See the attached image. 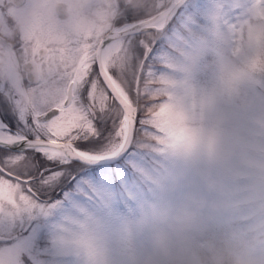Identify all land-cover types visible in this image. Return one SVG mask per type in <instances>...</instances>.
Here are the masks:
<instances>
[{
	"label": "clouds",
	"instance_id": "1",
	"mask_svg": "<svg viewBox=\"0 0 264 264\" xmlns=\"http://www.w3.org/2000/svg\"><path fill=\"white\" fill-rule=\"evenodd\" d=\"M167 7L165 0H0V85L4 86L0 95L15 89L21 106L48 110L59 98L66 64L58 50L78 38L108 33L128 10L144 12L152 20ZM207 20L226 65L219 83L185 106L169 91L174 81L159 75L154 77L157 86L151 95L163 97L162 102L170 105L172 127H186L193 136L190 146L178 147L173 154L188 157L201 149L209 158L229 165V178L234 183L243 181L241 186L226 189L205 171L207 187L218 193L219 207L249 210L238 225L209 234L202 222L205 199L192 196L188 203L174 206L142 200L132 224L148 232L146 243L135 252L136 264H264V111L250 118L251 128L243 141L228 148L220 146L214 133H205L200 123L219 101L239 99L242 81L264 72V3L251 0L240 10L230 0H210ZM169 47L172 63L166 66L187 69L208 51V36L177 33ZM253 60L256 68L251 67ZM113 66H121L119 57ZM135 195L128 192L129 197ZM69 243L87 264H106L103 244L86 231L72 234ZM85 243L92 255L87 254Z\"/></svg>",
	"mask_w": 264,
	"mask_h": 264
},
{
	"label": "rangeland",
	"instance_id": "2",
	"mask_svg": "<svg viewBox=\"0 0 264 264\" xmlns=\"http://www.w3.org/2000/svg\"><path fill=\"white\" fill-rule=\"evenodd\" d=\"M171 1L165 0V3L169 5ZM230 3L243 10L251 0H230ZM209 8L210 0H185L166 30L159 34L139 33L146 39L149 50L137 45L140 51L135 53L133 75L142 63L141 72L145 77L148 73L152 77H170L175 84L169 89L170 93L185 106L191 105L193 96L214 88L226 65L220 51L222 46L209 34ZM142 18H145L144 12L132 11V16H125L123 20ZM177 33L208 36V51L196 65L187 69L166 66L172 63L169 44ZM239 94L237 100L219 101L201 117L204 132L214 133L222 148L242 142L251 128L250 118L264 111V72L256 73L250 81H242ZM143 107L141 104L133 145L121 160L89 167L71 180L66 194H42L50 196L44 201L38 199L44 206L42 211L37 209L31 215L16 217L0 215V236L8 237L0 240V259L18 260L19 264H87L69 243L72 234L86 231L103 244L106 264H136L135 252L146 243L148 229L136 230L132 222L138 215V203L145 199L173 206L188 203L192 196L205 199L202 222L209 234L223 232L241 222L249 209L227 211L219 207V195L207 187L204 172L211 173L230 190L239 188L243 181L232 182L230 166L209 158L201 149L188 157L175 155L173 150L166 154L154 151V146L143 135L145 128L140 123ZM119 115V110H114L98 123L101 136L84 140L86 147L82 149L101 155L108 153ZM61 178L48 185L37 184L50 191ZM129 191L136 193L135 198L128 196ZM82 220L85 223L81 224Z\"/></svg>",
	"mask_w": 264,
	"mask_h": 264
},
{
	"label": "snow or ice",
	"instance_id": "3",
	"mask_svg": "<svg viewBox=\"0 0 264 264\" xmlns=\"http://www.w3.org/2000/svg\"><path fill=\"white\" fill-rule=\"evenodd\" d=\"M125 16L131 17L132 11H126L108 33L78 38L67 49L58 50L66 64L59 98L48 110L21 106L15 89L0 95V215L16 217L43 210L38 201L40 192L34 185H48L62 176V172L50 170L44 175L49 161H93L126 152L133 142L141 104L144 105L140 119L145 128L143 135L154 151L166 154L192 144L189 129L170 125L173 115L170 105L162 102L163 97L151 95L157 86L152 74L133 75L135 53L140 51L137 45L149 50L146 39L138 34L163 32L168 10L158 18H144L127 26L123 23ZM117 57L119 68L113 66ZM251 67H257L256 60ZM3 87L0 85V92ZM154 105L157 107L152 111ZM117 109L119 121L105 156L78 147L81 141L100 137L98 123ZM33 169L38 170L35 177L27 174ZM85 250L93 254L87 243ZM0 264H19V261L0 259Z\"/></svg>",
	"mask_w": 264,
	"mask_h": 264
},
{
	"label": "flooded vegetation",
	"instance_id": "4",
	"mask_svg": "<svg viewBox=\"0 0 264 264\" xmlns=\"http://www.w3.org/2000/svg\"><path fill=\"white\" fill-rule=\"evenodd\" d=\"M3 15V12L0 11V16ZM124 18V17H123ZM143 19V18H142ZM140 20V19H138ZM137 20H123L124 24L127 23H131V22H135ZM86 143V141H81L78 144V147L81 148H85L86 146L84 145ZM100 143V141H99ZM38 155V154H37ZM38 163V162H36ZM89 167H91L90 165H86L84 163L75 161V160H70L67 163H62L60 161H49L48 164L45 165V174H47V171H55V170H60L63 171V175L62 178L58 181V183L56 184L55 188H53L50 191H46V188H41L37 183L34 185L40 192V195L38 197V199L40 200H45L50 199V196L48 197H44L42 194H66L69 192L70 190V184H71V180L75 179L76 177H78L79 175H81L82 173L86 172L88 169H90ZM73 170V171H72ZM21 174H25L24 172H22ZM28 175H32V176H37L38 174V170H29L27 172Z\"/></svg>",
	"mask_w": 264,
	"mask_h": 264
},
{
	"label": "water",
	"instance_id": "5",
	"mask_svg": "<svg viewBox=\"0 0 264 264\" xmlns=\"http://www.w3.org/2000/svg\"><path fill=\"white\" fill-rule=\"evenodd\" d=\"M184 2H185V0H174V1L170 2V4L167 7V10L169 12V18H168L166 27L169 25V23L171 22L172 18L175 16L176 12L178 11L180 6ZM137 21H139V20H137ZM131 23H134V22H131ZM141 67H142V65L140 64L138 66V68H137V72H136L135 76H138L140 74ZM126 152L121 153L119 156H116V157H113V158H107V159H97V160H93V161H83V160H79V159H73V160L81 162V163H84V164H87V165H103V164H109V163H113V162H116V161L120 160L125 155ZM100 156H105V155H100ZM7 239H8V237H6V236H0V240L1 241L2 240H7Z\"/></svg>",
	"mask_w": 264,
	"mask_h": 264
},
{
	"label": "bare ground",
	"instance_id": "6",
	"mask_svg": "<svg viewBox=\"0 0 264 264\" xmlns=\"http://www.w3.org/2000/svg\"><path fill=\"white\" fill-rule=\"evenodd\" d=\"M172 1H174V0H172ZM130 24H132V23L125 24V26L130 25ZM89 153H90V152H89ZM92 154H95V153H92ZM106 154H107V153H106ZM106 154H102V155H106ZM95 155L100 156L101 154H95Z\"/></svg>",
	"mask_w": 264,
	"mask_h": 264
},
{
	"label": "trees",
	"instance_id": "7",
	"mask_svg": "<svg viewBox=\"0 0 264 264\" xmlns=\"http://www.w3.org/2000/svg\"><path fill=\"white\" fill-rule=\"evenodd\" d=\"M172 25V23L170 24V26Z\"/></svg>",
	"mask_w": 264,
	"mask_h": 264
}]
</instances>
